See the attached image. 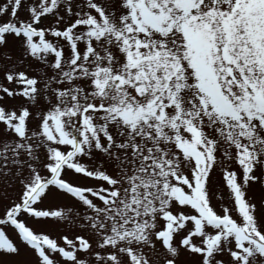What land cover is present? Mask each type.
<instances>
[{"label":"snow or ice","instance_id":"1","mask_svg":"<svg viewBox=\"0 0 264 264\" xmlns=\"http://www.w3.org/2000/svg\"><path fill=\"white\" fill-rule=\"evenodd\" d=\"M0 264H264V0H0Z\"/></svg>","mask_w":264,"mask_h":264},{"label":"rangeland","instance_id":"2","mask_svg":"<svg viewBox=\"0 0 264 264\" xmlns=\"http://www.w3.org/2000/svg\"><path fill=\"white\" fill-rule=\"evenodd\" d=\"M214 203H215V201H214Z\"/></svg>","mask_w":264,"mask_h":264}]
</instances>
